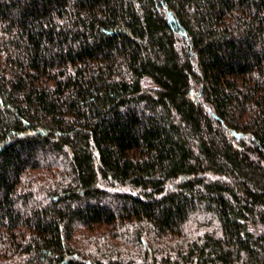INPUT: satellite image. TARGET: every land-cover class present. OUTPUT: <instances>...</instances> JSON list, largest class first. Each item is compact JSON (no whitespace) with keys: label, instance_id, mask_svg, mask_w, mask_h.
Segmentation results:
<instances>
[{"label":"trees","instance_id":"1","mask_svg":"<svg viewBox=\"0 0 264 264\" xmlns=\"http://www.w3.org/2000/svg\"><path fill=\"white\" fill-rule=\"evenodd\" d=\"M0 264H264V0H0Z\"/></svg>","mask_w":264,"mask_h":264}]
</instances>
